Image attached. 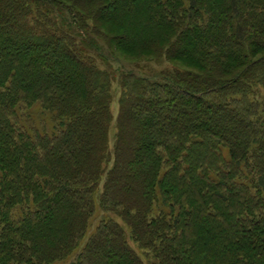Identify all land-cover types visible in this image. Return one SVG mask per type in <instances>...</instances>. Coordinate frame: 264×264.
<instances>
[{"label":"trees","instance_id":"1","mask_svg":"<svg viewBox=\"0 0 264 264\" xmlns=\"http://www.w3.org/2000/svg\"><path fill=\"white\" fill-rule=\"evenodd\" d=\"M258 88L264 0H0V264H264Z\"/></svg>","mask_w":264,"mask_h":264},{"label":"rangeland","instance_id":"2","mask_svg":"<svg viewBox=\"0 0 264 264\" xmlns=\"http://www.w3.org/2000/svg\"><path fill=\"white\" fill-rule=\"evenodd\" d=\"M66 25H69V20L66 18ZM75 32L76 30L73 29ZM88 40V38H87ZM96 42L99 44V46L93 47L94 51H104L103 57L97 56L96 58L98 59L99 63L101 64L102 67H105L109 70V72L114 75V79H112V102H111V112L113 115V120L110 125V131H109V144L110 147L113 145V140H114V134L116 132V127H115V119L117 117L118 113V98L121 93V85H120V75L124 72H132L133 74H136L138 76H143V77H150V78H158V75L165 69H168L171 66L168 62L160 61L157 62L155 59H138L135 57H128L123 54H120V58H115V55L113 52L110 50V48L102 42V40L98 39L96 37ZM101 45V46H100ZM123 57V58H122ZM254 99L264 102V88H258L254 89L253 93ZM30 113L32 115V118L35 120L36 123L35 125H38L41 127L42 123L44 122L43 119L39 116V120L37 119L38 113L37 110H30ZM45 117V116H43ZM46 123L49 124V119L46 118ZM99 218V217H98ZM141 254V251H140ZM145 259V258H144ZM56 264H69V260H65L64 262L56 263Z\"/></svg>","mask_w":264,"mask_h":264}]
</instances>
